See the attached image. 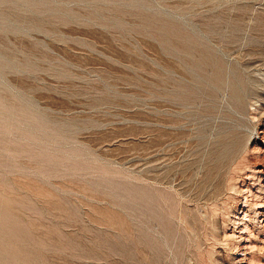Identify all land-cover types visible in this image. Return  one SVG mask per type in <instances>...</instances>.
I'll return each instance as SVG.
<instances>
[{
  "label": "rangeland",
  "instance_id": "rangeland-1",
  "mask_svg": "<svg viewBox=\"0 0 264 264\" xmlns=\"http://www.w3.org/2000/svg\"><path fill=\"white\" fill-rule=\"evenodd\" d=\"M0 264H264V0H0Z\"/></svg>",
  "mask_w": 264,
  "mask_h": 264
},
{
  "label": "clouds",
  "instance_id": "clouds-1",
  "mask_svg": "<svg viewBox=\"0 0 264 264\" xmlns=\"http://www.w3.org/2000/svg\"><path fill=\"white\" fill-rule=\"evenodd\" d=\"M226 246V245H225Z\"/></svg>",
  "mask_w": 264,
  "mask_h": 264
}]
</instances>
